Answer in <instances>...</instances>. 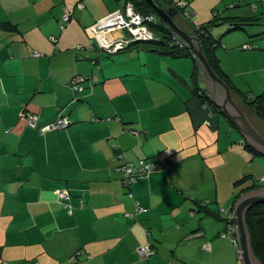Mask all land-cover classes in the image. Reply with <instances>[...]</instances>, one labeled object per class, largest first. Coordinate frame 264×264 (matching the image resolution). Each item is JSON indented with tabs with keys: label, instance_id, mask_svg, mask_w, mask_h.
I'll return each mask as SVG.
<instances>
[{
	"label": "crops",
	"instance_id": "obj_1",
	"mask_svg": "<svg viewBox=\"0 0 264 264\" xmlns=\"http://www.w3.org/2000/svg\"><path fill=\"white\" fill-rule=\"evenodd\" d=\"M182 1L174 21L181 14L177 25L188 33L214 10L255 18L212 34L231 84L260 93L264 0ZM122 5L0 0V264H239L238 248L221 235L224 218L234 181L262 176L264 158L192 97V59L102 47L128 37L92 29ZM75 77L80 91L70 87ZM59 116L67 127L40 130ZM139 160L154 167L124 185L121 166ZM145 245L148 257L137 252Z\"/></svg>",
	"mask_w": 264,
	"mask_h": 264
},
{
	"label": "trees",
	"instance_id": "obj_2",
	"mask_svg": "<svg viewBox=\"0 0 264 264\" xmlns=\"http://www.w3.org/2000/svg\"><path fill=\"white\" fill-rule=\"evenodd\" d=\"M123 4L130 3L134 10L140 13L143 16L154 15L153 21H146L147 28L153 33V38L146 40H134L129 42L126 46L137 47L143 45L142 49L161 55L169 56L172 58H190L193 60V69L190 73V93L192 97H195L199 100L200 105L206 107L214 112L219 113L222 117L224 115L220 110L212 103L210 94L205 89L203 85H200V78L198 73V66L196 63V58L191 51L186 49L181 45V43L173 36V34L163 25L161 21L158 20L154 14L152 8L145 0H121ZM163 9L170 10V12H175L176 15L180 12L181 8L176 6V2L172 0H155ZM174 19V17H173ZM255 18H242L235 16H221L217 14L214 10L212 17L200 24L194 25L192 23V32H189L192 35H195L199 39V44L202 49V52L206 59L208 60L211 68L214 72L219 75L223 81L228 85L231 95L234 97L236 102L246 107V110L250 111L254 116L264 121V88L258 94L249 96L248 92L241 91L240 89L234 87L231 84L226 75L221 71L219 66V59L215 53L216 47L219 44L218 38L214 37L212 34V29L217 25H225L226 30L224 33L237 31L245 28V25L251 23ZM140 43V44H139ZM251 46V45H248ZM178 80L183 81L181 78ZM243 109V108H241ZM61 117V116H60ZM63 117V116H62ZM225 118V117H224ZM226 119V118H225ZM55 120V119H54ZM226 121L235 128L227 119ZM244 149L251 153L252 156L258 155L262 158L253 147H251L246 141L242 140ZM264 175V174H263ZM262 175V176H263ZM261 177V176H260ZM258 180L252 179L251 175H244L241 178L234 181V186L238 188L237 193L234 196V202L238 197L251 190H264V185L259 184ZM249 182L243 187H240L242 183ZM258 181V182H257ZM264 183V182H261ZM233 202V204H234ZM233 204L230 206V210L233 211ZM229 210V211H230ZM225 226L228 225L229 219L224 218ZM245 221L248 227V231L251 237V247L252 252L255 257L260 261L261 264H264V202L255 204L249 208L245 215ZM224 228L223 232L225 231Z\"/></svg>",
	"mask_w": 264,
	"mask_h": 264
},
{
	"label": "water",
	"instance_id": "obj_3",
	"mask_svg": "<svg viewBox=\"0 0 264 264\" xmlns=\"http://www.w3.org/2000/svg\"><path fill=\"white\" fill-rule=\"evenodd\" d=\"M145 1L150 5L158 20L196 58L199 77L205 84V89L210 94L212 103L240 133L242 140L246 141L264 157V135L254 128L246 113L241 110L239 104L231 95L228 85L211 68L202 52L199 39L195 35L184 31L174 22L175 12L171 13L170 10L163 9L155 0ZM262 202H264V190L256 189L240 195L233 204L232 208L236 223L235 239L241 264H261L252 252L251 237L245 215L251 206Z\"/></svg>",
	"mask_w": 264,
	"mask_h": 264
},
{
	"label": "built area",
	"instance_id": "obj_4",
	"mask_svg": "<svg viewBox=\"0 0 264 264\" xmlns=\"http://www.w3.org/2000/svg\"><path fill=\"white\" fill-rule=\"evenodd\" d=\"M183 1L180 0L177 2L176 6L183 5ZM80 5V3L78 4ZM69 11L65 10L63 13L64 20L69 18ZM154 15H146L143 16L140 13L136 12L130 3H125L122 5L121 8L107 14L106 16L102 17L98 21H96L95 25L92 29L95 31V35L100 36L101 33L108 29H121L125 30L128 34L127 38L118 39L114 42L104 43L102 47L108 51H115L118 48L126 46L129 42L134 40H146L153 38V33L147 28L146 21H153ZM101 32V33H100ZM35 55L38 53L35 52ZM80 82L77 77L72 81L70 87L75 91L82 90V87L78 85ZM27 121L29 125L34 126L36 124V115L33 113H29L27 115ZM69 124V121L66 117H58L53 121H50L46 124L40 126V130H52V129H60L65 128ZM154 165L151 162H147L145 160H139L137 166L135 167L132 162H127L121 166V170L123 172L122 182L124 185H130L139 178V176L145 172L150 171ZM260 182H264V175L259 178ZM58 197L60 199H68L69 195L64 190L58 191ZM229 219V223L226 226L225 231L221 234L222 236L230 237L236 246L237 242L235 239V215L233 211H229L226 215ZM139 255H143L144 257H148L152 254V250L149 245L141 246L138 248Z\"/></svg>",
	"mask_w": 264,
	"mask_h": 264
},
{
	"label": "rangeland",
	"instance_id": "obj_5",
	"mask_svg": "<svg viewBox=\"0 0 264 264\" xmlns=\"http://www.w3.org/2000/svg\"><path fill=\"white\" fill-rule=\"evenodd\" d=\"M182 15L181 14H179L175 19H176V22H177V24H180L181 25V20L180 19H183V17H181ZM180 17V18H179ZM264 18V17H263ZM185 20V19H184ZM140 44V43H139ZM140 47L139 48H143L142 46V44L141 45H139ZM189 61H192L190 58H187ZM176 63H182V59L181 60H179V61H176V60H174ZM186 61V60H185ZM192 65H193V62H192ZM201 82V81H200ZM190 84V83H189ZM200 85H203L204 87H205V84L203 83V82H201V84ZM241 108H243V109H241L244 113H246V115H247V117H248V119L250 120V122L252 123V125L254 126V128L259 132V133H261L262 135H264V121L263 120H261V119H259V118H257L256 116H254L252 113H250V111H248V110H246V107H244V106H242L241 105ZM264 161V160H263ZM255 180H258V177H255L254 178ZM258 182V181H257ZM259 184H263L264 185V183H261V182H258ZM238 260H239V264H240V259L238 258Z\"/></svg>",
	"mask_w": 264,
	"mask_h": 264
},
{
	"label": "flooded vegetation",
	"instance_id": "obj_6",
	"mask_svg": "<svg viewBox=\"0 0 264 264\" xmlns=\"http://www.w3.org/2000/svg\"><path fill=\"white\" fill-rule=\"evenodd\" d=\"M175 22V21H174Z\"/></svg>",
	"mask_w": 264,
	"mask_h": 264
}]
</instances>
